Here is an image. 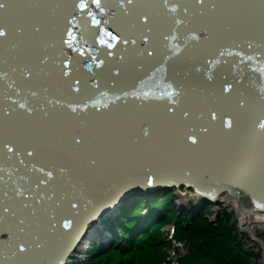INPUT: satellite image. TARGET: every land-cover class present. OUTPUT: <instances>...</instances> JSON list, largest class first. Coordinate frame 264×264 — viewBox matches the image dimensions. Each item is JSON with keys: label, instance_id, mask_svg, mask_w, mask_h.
Returning <instances> with one entry per match:
<instances>
[{"label": "bare ground", "instance_id": "6f19581e", "mask_svg": "<svg viewBox=\"0 0 264 264\" xmlns=\"http://www.w3.org/2000/svg\"><path fill=\"white\" fill-rule=\"evenodd\" d=\"M171 1L105 0L102 19L92 18L97 41L77 53L103 60V78L75 91L72 74L59 70L52 31L67 0H7L0 11V264H42L36 251L51 226L56 240L41 249L45 259L57 256L101 200L94 201L118 193L119 173L135 184L226 188L231 198L213 204L231 202L240 227L264 250V207L242 191L264 206V0ZM192 196L182 191L179 199ZM63 218L74 221L72 231L61 230Z\"/></svg>", "mask_w": 264, "mask_h": 264}, {"label": "trees", "instance_id": "16d2710c", "mask_svg": "<svg viewBox=\"0 0 264 264\" xmlns=\"http://www.w3.org/2000/svg\"><path fill=\"white\" fill-rule=\"evenodd\" d=\"M142 211L148 214L139 215ZM208 211L211 212L205 208L191 223L188 213L176 209L171 194L161 193L158 200L149 202L138 200L130 214L128 209L122 210L115 221L103 224L113 234L107 250L92 245L82 253L85 261L75 259L73 264H169L167 249L174 245L153 229L171 222L175 226L174 237L187 242L177 264H249V259L252 264L251 259L257 256L246 249L239 229L229 223L231 213L224 210L213 223ZM152 224L156 226L150 229Z\"/></svg>", "mask_w": 264, "mask_h": 264}, {"label": "water", "instance_id": "95a60500", "mask_svg": "<svg viewBox=\"0 0 264 264\" xmlns=\"http://www.w3.org/2000/svg\"><path fill=\"white\" fill-rule=\"evenodd\" d=\"M104 1L105 0H67L66 7L63 11V17H65V19L61 23H57L56 27H53L52 30L54 31L57 28V30L54 31L56 32L54 40L55 42L59 43V48L62 50L61 51L59 49L61 51V56L58 57V59H61V62L58 63L59 70L62 72L61 74H65V72L69 74L71 73L72 75H70L73 77L74 81H79L78 88L85 86V88L90 87L93 89L94 86L100 84V78H103L101 77V72L103 71L102 69L105 68L106 64L103 60L98 58V60L95 61L91 59L90 56H85L83 60H88L82 61L80 60L77 53L81 48L85 49L90 40L94 42L97 41L95 35L99 27L98 23L97 25L93 24L92 18L97 17L98 15L102 19L103 14L100 9L102 8ZM166 2L168 4L172 3L171 0H166ZM173 2L177 3L180 1L173 0ZM110 24V20L106 21L107 26ZM84 62L89 63L84 64ZM119 176L121 179H123V181H125V183H122L118 193L112 198L109 197L107 199H96L94 202L98 200L101 201L96 204L93 215L84 222V227L81 229L80 233L77 234L78 237H76L68 247L59 248L57 250L59 251L57 256L52 253V255L50 254L47 259H45L44 254L45 251L47 252V250L46 248L45 250L43 248L41 249V246L47 245L50 249V246L52 245L51 243L56 240L52 236V234L56 233V228L51 226L47 233L48 238L44 242L42 240V243L38 248L39 250L36 251L37 260L39 258L42 264H65L77 244H85L92 238V236L94 237L92 231L98 227V222L100 219L103 217L111 219L116 217V215L119 213L120 207L127 200L138 199L149 201L153 200L155 197H158L161 193L169 194L171 192V195L173 198H175L176 209L180 212L184 211L188 213L189 220L193 222L194 218L198 217L204 212L205 207H210L209 205L213 204L212 201H214V199L217 200L224 194L231 198L230 193L226 190V188H220L216 190L214 189L213 192L208 193L204 190L202 191L199 187L184 181L164 183L148 179L147 183L144 182V184H135L133 179H124V173H119ZM237 188L238 190H241L239 187ZM181 190L185 192L193 191L195 196H192V198L187 197L188 199L185 200L186 202H180V204L177 202V198L179 199V193ZM242 191L253 198V202H250V204H253L257 207H264L263 204L258 201L257 197L251 195L248 191L243 189ZM110 194V192L106 193V195ZM188 201L191 202L187 203ZM213 210L215 211L214 208ZM63 219L59 223V226L62 228L61 230H63L65 233L67 231H72L75 227L74 221L71 218H68V220L72 222L69 224L68 228H65L64 224H68V220L66 218ZM61 230L57 235L58 237L62 234ZM101 238L103 239L104 237ZM52 249L54 250L55 248Z\"/></svg>", "mask_w": 264, "mask_h": 264}, {"label": "rangeland", "instance_id": "374dc122", "mask_svg": "<svg viewBox=\"0 0 264 264\" xmlns=\"http://www.w3.org/2000/svg\"><path fill=\"white\" fill-rule=\"evenodd\" d=\"M173 190H174V188H173ZM182 192V190L180 191V193ZM185 192V191H184ZM188 191H186L185 193H187ZM179 193V194H180ZM155 198H157V197H155ZM154 198V199H155ZM221 200H223V199H221ZM138 201V199H134V200H132V206L131 205H127L128 207H130V208H128V212H129V214L131 213L130 211H131V209H132V207H133V205H134V203L135 202H137ZM177 202H181V199H178L177 198ZM189 202H191V201H188L187 203H189ZM185 203V202H184ZM181 204V203H180ZM211 208H214L215 209V211H216V213H217V215H220L221 213H223V211L225 210V211H227V212H229V213H231L230 214V217L229 218H231L230 220V224L232 223V224H234L233 226H235L237 229H238V227H239V229L241 230V231H243L242 233L240 232V236H241V240H243V241H245V240H247L248 241V243L249 244H247V243H245L244 242V246L246 247V249L247 250H250L251 252L253 251L254 253H255V256H257V257H253L251 260H253V261H256V263H254V264H259L258 262L261 260V258H262V255H263V250H262V245L260 244V242H257V241H254L253 240V238L250 236V234L249 233H246L244 230H243V228L242 227H240V225H239V221H240V218L238 217V213H237V210L235 211L234 209H232V207H231V202H221V203H214V204H212V205H209ZM124 211H126L127 209L125 208V209H123ZM210 210V209H209ZM211 211L213 212H207V215H208V217H210V219H212V221L213 222H215L216 220H217V216H216V213L214 212V210L213 209H211ZM146 214H148V212L147 211H142L139 215H146ZM159 224V223H158ZM172 224V222L171 223H164V224H162L160 227L158 226V227H155L156 225H151L150 226V229L154 226L155 228L153 229V230H158V231H160V232H162V236H163V238L164 237H167L168 238V240L171 242V243H173V245H174V247L173 248H170V249H167V256H168V259L170 260L169 261V264H177L175 261H173V260H178V259H180L181 257H182V253L180 252V251H183L184 249L186 250V246H187V242L186 241H181V240H179V239H177L176 238V236L174 237V234H175V226H172L171 225ZM174 225V224H173ZM175 231V232H174ZM258 232V231H257ZM110 233V232H109ZM259 237H261L262 239H263V241H264V230H262V232H259ZM248 238H250V239H248ZM94 244H98V245H100V244H102V240L101 239H99V238H97L95 241H94ZM82 247H81V249H76L77 250V254L80 256H83L84 257V254H82L85 250H88V248H87V246H86V243L85 244H82L81 245ZM249 246V247H248ZM103 248V247H102ZM75 254V253H74ZM76 255V254H75ZM76 259V258H75ZM77 261V260H76ZM250 259H249V264H250ZM73 263H75V261L74 262H72V264ZM252 264H253V262H252ZM260 264H262V263H260Z\"/></svg>", "mask_w": 264, "mask_h": 264}, {"label": "snow or ice", "instance_id": "6c2138e0", "mask_svg": "<svg viewBox=\"0 0 264 264\" xmlns=\"http://www.w3.org/2000/svg\"><path fill=\"white\" fill-rule=\"evenodd\" d=\"M6 2H7V0H0V11H2V10L5 8V4H6ZM127 2H128L129 4H131V3H132V0H127ZM198 2H201V0H198ZM144 20H145V22H146V21H147V17H145ZM35 31L38 32V31H39V27H36V28H35ZM5 34H6V33H5V31L3 30V28H0V37L4 36ZM125 43H127V41H125ZM108 46H109V47H112L111 44H109ZM27 75H30V74L28 73ZM65 75H67V72H65ZM75 84H76V85H79V81H76ZM74 90H75V91H79V88H78V87H74ZM228 90H229V89H228L227 87L224 89L225 92H227ZM33 95H35V93H33ZM169 95H171V93H169ZM51 102H52V101H49V103H51ZM21 107H23V105H21ZM72 111H76V109L73 108ZM184 115L187 116L188 113L185 112ZM215 118H216V113H215V112H212V113H211V119L215 120ZM224 126L227 127V128H229V129H231L232 126H233V121H232L231 119L227 120V122L224 124ZM259 127H260L261 129H264V123H261V124L259 125ZM203 131H204V132H207L208 129H207V128H204ZM191 139H192V142H193V143L196 142L195 138H191ZM75 143L79 144V143H80V140H79V139H76V140H75ZM11 150H12V149L10 148L9 151H11ZM28 155H31V153H28ZM93 163H94V161H93ZM51 175H52L51 172H49V173H48V176H51ZM5 211H7V209H5ZM64 227H65V228H68V227H69V224H67V223L64 224ZM20 250L23 251V248H21Z\"/></svg>", "mask_w": 264, "mask_h": 264}]
</instances>
